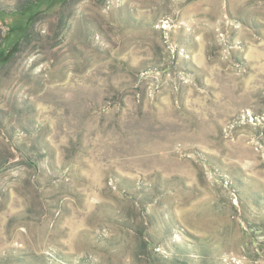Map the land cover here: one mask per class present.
Returning <instances> with one entry per match:
<instances>
[{"label": "rangeland", "instance_id": "rangeland-1", "mask_svg": "<svg viewBox=\"0 0 264 264\" xmlns=\"http://www.w3.org/2000/svg\"><path fill=\"white\" fill-rule=\"evenodd\" d=\"M0 264H264V0H0Z\"/></svg>", "mask_w": 264, "mask_h": 264}]
</instances>
